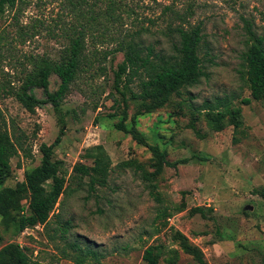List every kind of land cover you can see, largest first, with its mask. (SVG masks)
<instances>
[{"label": "rangeland", "instance_id": "rangeland-1", "mask_svg": "<svg viewBox=\"0 0 264 264\" xmlns=\"http://www.w3.org/2000/svg\"><path fill=\"white\" fill-rule=\"evenodd\" d=\"M133 4L135 13L124 16L125 32L148 27L150 31L142 36L146 44L171 53L167 24L177 25L178 16H186L188 24L203 26L210 52L205 55L201 82L181 95L174 93L152 112H145L150 101L132 96L138 83L127 87L126 123L130 127L134 113L143 112L138 116V131L148 144L165 151L171 162L160 172L150 148L116 127L125 108L122 95L114 89L122 52L99 55L94 66L82 71L59 115L51 103L31 113L8 91L22 83L30 56L55 58L66 44L58 29L49 30L59 1L41 7L30 3L0 16L4 87L0 119L7 120L13 136H21L25 147L12 158L13 174L5 186H16L41 163L40 146L56 140L61 115L65 132L55 154L61 161V175L68 180L47 224L17 234L14 224H6L0 216V250L17 243L40 264H80L77 259L83 252L72 247L77 242L82 250L93 252L82 264H148L144 252L157 245L159 264H200L197 255L208 264H264V99L244 103L251 92L240 57L249 28L264 40V0H139ZM35 16H42L46 26L34 29L35 35L25 34L24 26H30ZM88 54L93 58L91 51ZM59 83L52 74L50 89L56 90ZM33 92L46 98L42 88ZM226 96L240 114L237 119L226 117L223 129L211 125L206 113L194 111L206 100ZM97 146L110 156L107 184L91 189L85 179L79 186L70 180L73 167L79 162L92 166L93 159L86 154ZM151 184L157 185L160 199L150 193Z\"/></svg>", "mask_w": 264, "mask_h": 264}, {"label": "trees", "instance_id": "trees-1", "mask_svg": "<svg viewBox=\"0 0 264 264\" xmlns=\"http://www.w3.org/2000/svg\"><path fill=\"white\" fill-rule=\"evenodd\" d=\"M52 1L55 0H0V16L8 10H21L30 3L41 7ZM58 1L60 9L52 21L54 27H49V30L56 32L58 29L59 36L66 39V44L55 58L49 55L30 56V66L22 83L18 88L8 91V94L14 96L28 112L34 113L39 106L51 103L59 115L62 103L79 74L94 66L99 55L108 57L110 54L122 52L124 60L115 71L114 89L122 95L125 108L116 127L129 133L139 144L150 148L156 160L157 171L160 172L164 165H170L171 162L167 160L165 151L157 145L148 144L138 131V116L143 115V112L134 113L130 127L126 123L129 115L127 87L134 82L138 83V92L131 91L132 96L143 102L150 101L145 106V112L149 113L168 103L174 93L181 95L188 88L198 85L206 74L205 55L210 53L204 40L203 26L188 24L186 16L180 15L179 24L169 22L167 33L172 39V52L166 53L152 44H146L142 38L143 33L149 32L150 28L143 26L134 32H125L122 28L124 16L135 13L133 3L139 0ZM45 23L42 16H35L30 26H24L25 34L32 31L35 35L34 29L45 27ZM248 33L246 47L240 55L243 76L251 92V98L243 100L246 104L252 99H264V40L250 28ZM90 51L94 54L93 58L88 54ZM52 74L60 79L59 86L54 91L50 89ZM36 87L44 90L45 99L36 96L33 92ZM1 90L4 87L0 81ZM215 99L206 100L202 105L194 107V111L206 113L211 125L223 129L224 119L228 116L237 119L240 111L233 107L230 96ZM59 121L61 131L56 140L50 145L42 143L40 146L41 163L26 172L25 179L12 187L5 186L13 174L12 158L20 151H25V147L21 136H13L7 120L3 117L0 119V216L6 224H14L17 234L27 228L47 224L60 197L68 188V180L60 172L61 161L55 154V148L62 140L66 125L62 115ZM191 125L195 128V122ZM86 155L93 159L94 164L88 166L81 162L76 163L70 180L81 186L88 179L91 189L97 184L106 185L111 165L110 156L102 146L90 149ZM150 187V193L156 200L160 199V194L156 191L157 185L151 184ZM24 200H27V205L23 203ZM68 231L67 225L63 232L66 234ZM72 247L83 252L77 259L80 264L84 262V257L93 254L89 250H82L77 242ZM160 256L159 246L150 245L143 258L148 264H159ZM197 260L200 264H208L201 255H197ZM0 264L40 262L32 259L28 248L11 243L0 250Z\"/></svg>", "mask_w": 264, "mask_h": 264}]
</instances>
